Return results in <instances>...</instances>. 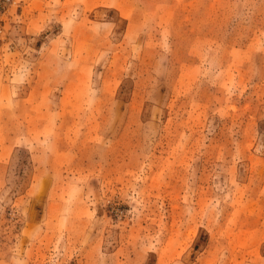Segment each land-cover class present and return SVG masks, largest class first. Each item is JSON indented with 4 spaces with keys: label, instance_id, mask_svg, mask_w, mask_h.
<instances>
[{
    "label": "rangeland",
    "instance_id": "obj_1",
    "mask_svg": "<svg viewBox=\"0 0 264 264\" xmlns=\"http://www.w3.org/2000/svg\"><path fill=\"white\" fill-rule=\"evenodd\" d=\"M0 264H264V0H0Z\"/></svg>",
    "mask_w": 264,
    "mask_h": 264
}]
</instances>
